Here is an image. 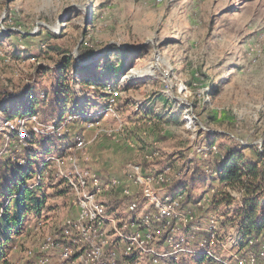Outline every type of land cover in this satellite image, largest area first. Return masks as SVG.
<instances>
[{
    "label": "rangeland",
    "instance_id": "obj_1",
    "mask_svg": "<svg viewBox=\"0 0 264 264\" xmlns=\"http://www.w3.org/2000/svg\"><path fill=\"white\" fill-rule=\"evenodd\" d=\"M0 24L5 31L27 35L0 38V105L33 84L36 92L51 85L55 74L47 69L54 70L63 56L84 68L111 45L132 51L118 79L121 89L126 82L132 85L118 94L120 124L104 113L106 100L96 88L84 86L78 72L69 70L78 112L84 109L81 113L99 120L89 127L69 121L64 132L83 133V162L94 169L117 175L121 165L131 161L155 163L158 158L148 153L156 150L185 164L202 143L205 129L230 133V139L215 140L224 148H264V0H0ZM155 94L175 101L164 107L158 102L154 112L142 117L140 107ZM170 110L179 114L178 122L166 120ZM158 113L159 118L154 116ZM110 131L123 141L113 140ZM127 138L134 144L128 145ZM244 153L254 157L250 148ZM231 194V205L245 198L235 189L226 199ZM9 196L0 198V211ZM10 202L16 214L19 201L13 197ZM55 202L62 204L59 198L48 201ZM261 206L258 216L263 214ZM226 218L223 240L231 237L240 220L236 214ZM58 219L44 218L49 224ZM31 242L28 236L16 240L13 235L9 245Z\"/></svg>",
    "mask_w": 264,
    "mask_h": 264
},
{
    "label": "built area",
    "instance_id": "obj_2",
    "mask_svg": "<svg viewBox=\"0 0 264 264\" xmlns=\"http://www.w3.org/2000/svg\"><path fill=\"white\" fill-rule=\"evenodd\" d=\"M107 91L104 113L120 124L115 109L119 91ZM71 118L68 115L65 121ZM56 123H44L34 113L7 116L0 111V159L24 165L20 153L28 136L61 137L65 126L56 127ZM108 135L123 141L113 131ZM125 142L134 144L129 138ZM207 149L217 153L214 146L203 143L194 152L206 157ZM86 151L85 140L78 134L59 140L57 152L46 154L31 178L19 185V192L10 194L9 200L27 189L41 194L61 192L66 206L42 210L41 218L28 216L14 239L28 236L31 244L1 245L0 264H264L262 238H244L240 228L248 207L245 198L231 205L233 196L226 199V194L233 189L216 188L213 182L196 190L190 201L174 191V183L193 172L194 155L185 164L152 172L128 162L125 172L113 175L98 173L83 162ZM216 175L213 171L212 176ZM12 182L7 179L4 186ZM226 213L240 220L231 237L223 240ZM51 216L59 219L53 224L43 219Z\"/></svg>",
    "mask_w": 264,
    "mask_h": 264
},
{
    "label": "trees",
    "instance_id": "obj_3",
    "mask_svg": "<svg viewBox=\"0 0 264 264\" xmlns=\"http://www.w3.org/2000/svg\"><path fill=\"white\" fill-rule=\"evenodd\" d=\"M96 16L97 15L94 17ZM49 34H51V32ZM11 35L27 38V35L21 31L14 29L5 31L3 25L0 24V38L4 36L2 38H4L5 41V39ZM51 35L54 36V34ZM132 54V51L126 47L111 45L109 49L101 55V58L103 57L104 60L100 67L98 62L101 58L85 65L84 68L74 65V60L71 56H63L60 60V64L54 70L45 68L55 74V81L51 83V85L48 87L42 86V91L38 92L35 91V85H31L30 89L23 91L20 95L6 99V101L0 105V111L4 112L7 116L34 113L38 116L39 120L44 123L56 120V127H60L62 124L65 126L67 123L65 119L68 115L72 116L69 121L86 124L93 119L83 112L81 113L84 109L79 110V112L77 110L78 101L73 98V87L70 81L72 76L69 70L73 68V70L78 72V77L84 86L88 87L93 85L94 88H96L95 90L99 92L98 95L106 98L109 95L107 88L111 91L117 89L119 93L122 90L124 91L132 88V85L126 82L121 89L118 83V79L126 70V62ZM113 56H115L116 59H114ZM118 100L119 95L116 98V110L118 109ZM173 101H175L173 97H167L163 94L150 96L145 102L147 104H143L140 107V109L143 110L141 116L144 118L148 117L149 113L155 111L158 102L164 107L170 105ZM164 115L166 120L175 123L178 122L179 114L173 113L172 110ZM154 116L159 118L162 115L158 113ZM208 117L213 121L211 115H208ZM205 131L206 136L202 139L203 146L208 148L214 146L217 149V153L207 149L206 157L201 154H195L190 160L193 172L175 182L174 191L184 193L185 199L190 201L194 199V192L205 187L208 182H213L214 184H212L219 189L229 188L233 190H242L248 207L243 213V219L240 224L241 231L244 238H262V236H264V148L258 145H240V147L235 149L224 148L221 143H216L215 140L217 138L230 139V133L221 130L211 131L210 129H205ZM78 135L83 137L82 133H78ZM72 136L73 135L67 136V133H64L61 137H57L52 133L43 135L31 133L26 140V146L20 153V156L24 157L26 160L24 165H19L9 158H1L0 198L4 193L13 194L19 192V185L31 178V173H34L46 154L57 152L59 140L68 139ZM38 148H40V152ZM246 148L253 150L254 157L244 153ZM172 159L170 155H167L164 160L157 161L159 164L162 163L160 169L166 165L174 166V161ZM138 164L142 165L145 172H152V170L145 169L148 163ZM213 171L217 172L216 176H212ZM7 179H11L13 182L9 186H4V182ZM9 191L12 192L10 193ZM15 198L19 201L18 212L16 214L13 212L10 199L9 203H7L0 214V258L3 254L1 245H9L12 236L19 232L20 226L28 216L41 218L42 210H52L54 208H62V210H64L66 206V197L62 196L61 192L56 191L41 194L37 193L35 190L27 189L18 193ZM53 198L61 199L62 204L57 202L48 203V201ZM260 205H262L261 208L263 209L262 216H258L256 213V209ZM257 245H260V241Z\"/></svg>",
    "mask_w": 264,
    "mask_h": 264
},
{
    "label": "crops",
    "instance_id": "obj_4",
    "mask_svg": "<svg viewBox=\"0 0 264 264\" xmlns=\"http://www.w3.org/2000/svg\"><path fill=\"white\" fill-rule=\"evenodd\" d=\"M83 134V133H82ZM189 151H190V149H189ZM116 154H118L119 156L121 155V154H119V153H117L116 152ZM153 156L154 155V157L155 158H158V160L157 161H160V160H164V158H165V156H167L168 154H164V153H162V152H159L158 150H156V151H152V152H149L148 153V156L150 157V156ZM115 162L114 163H116V164H118V163H120L119 162V157L118 156H116L115 158ZM172 160H174V159H172ZM157 161L154 163H148V165H146L145 166V169H147V170H152V171H156V170H158V169H160L161 168V166H162V163L161 164H159V163H157ZM132 162V161H131ZM174 163V166H179V164H177L175 161L173 162ZM172 163V164H173ZM126 165H127V163H125V164H122L121 165V168H120V171L119 172H117V175H121L123 172H125V170H126ZM181 165V164H180ZM114 167V166H113ZM113 167H108V168H111V169H115V170H117L116 168H113ZM95 168H96V166H95ZM98 173H101V174H113V173H110V172H108V171H104V170H98V169H95Z\"/></svg>",
    "mask_w": 264,
    "mask_h": 264
}]
</instances>
